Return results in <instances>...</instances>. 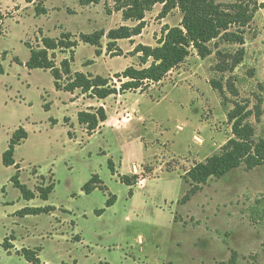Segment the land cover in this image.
Instances as JSON below:
<instances>
[{"label":"rangeland","instance_id":"1","mask_svg":"<svg viewBox=\"0 0 264 264\" xmlns=\"http://www.w3.org/2000/svg\"><path fill=\"white\" fill-rule=\"evenodd\" d=\"M33 1L0 0L5 16L0 37L4 68L0 75V264H30L23 248L38 251L39 264H264V165L248 169L243 162L225 177L209 179L185 204L180 202L191 189L184 175L220 152L233 137L228 111L243 106L246 123L255 133L252 140L264 139V8L245 29L244 46L220 43L216 48L212 42L213 54L205 60L193 52L161 84L144 87L147 92L107 100L109 114L115 117L112 125L118 118L123 120L122 107L134 109L133 118L124 129L107 126L89 136L76 114L75 126L64 118L91 110L100 101L78 90L73 112L69 94L56 90L50 71L26 67L27 44L37 48L44 36L60 38L63 33L72 34L73 41L81 33L107 35L136 23L124 21L114 0L83 8L79 0ZM38 4L45 5L47 15L37 13ZM161 9L156 5L146 14L141 37L117 42L122 53L107 51L105 36L101 59L96 47L80 42L73 50L51 52L56 66L69 59L75 71L109 77L120 88L115 75L129 66H142L133 52L136 46L157 47L165 25L180 24L179 10L164 20L159 18ZM240 48L244 49L242 63L233 72L219 73L215 66L223 58L217 51L234 55ZM117 52L122 55L114 57ZM178 71L197 77L180 81ZM211 80L220 82L223 92L212 89ZM66 83L64 77L61 84ZM20 127L28 133L14 156L20 181L31 190L54 183L48 201L24 200L11 182L15 167L2 163L9 135ZM202 139L203 145L198 143ZM109 160L119 174L137 177L133 187L113 175ZM94 175L106 190L86 194L83 186ZM146 178L143 186L138 185ZM111 195L116 202L107 207ZM27 207L56 210L25 217L16 214ZM100 210L104 212L98 215ZM10 236L15 248L8 252L3 243Z\"/></svg>","mask_w":264,"mask_h":264},{"label":"trees","instance_id":"2","mask_svg":"<svg viewBox=\"0 0 264 264\" xmlns=\"http://www.w3.org/2000/svg\"><path fill=\"white\" fill-rule=\"evenodd\" d=\"M104 0H79L81 5H98ZM115 10L121 12L124 21L136 23L134 27L121 26L112 29L106 35L99 31L93 34H80L79 40H72L70 33H64L60 39L44 37L42 46L37 48L27 44L30 49V59L26 66L30 70L41 69L51 72L55 79V87L58 91L74 93L80 90L83 94H89L98 100H105L110 96L124 94L130 91L144 90L150 83H160L166 76L189 58L193 52L205 60L213 54L211 43L215 42L216 48L220 43L229 45H245V29L253 21L256 13L264 8L258 0H234L231 4H222L216 0H114ZM156 5H161L159 14L160 19L167 18L174 10H179L182 14V20L178 26L170 27L165 25L163 36L158 46L152 47L143 44L136 46L133 51L135 55L140 54L141 68L130 66L123 72L117 73L115 79L120 82V88L113 84V79L102 76H88L77 72L72 76L71 60H63L60 68L56 66L53 55L50 52L56 50H73L79 46V43L89 44L96 47V55L100 56L102 51V40L106 36L108 39L107 51L117 50L119 40H131L140 36L145 29L146 14ZM37 13L43 14L46 10L38 4ZM5 16L0 11V37L3 35L2 25ZM122 53L121 50L118 51ZM117 52V53H118ZM116 54L119 57L122 54ZM217 56L223 58L215 69L219 73L233 72L238 65L242 63L244 49L240 48L234 55L217 51ZM230 57V61L227 59ZM73 58V55H72ZM17 62L18 59L16 60ZM149 64V65H148ZM148 65V66H147ZM0 74H3V68L0 63ZM66 77L67 83L61 84ZM212 89L223 92V86L216 80L210 81ZM248 114L241 105L228 111L227 118L232 124V136L221 151L208 157L204 162L196 164L183 177L184 181L189 182L191 189L180 201L188 202L193 195L200 189L201 185L206 184L209 179L223 178L231 171L239 168L243 162L248 169L264 165V139L258 142L252 140L255 135L250 124L246 123ZM108 120V115L104 107L92 108L91 111H82L78 115V121L85 126L88 133L92 135L100 126ZM28 138V133L20 127L12 135L8 149L3 153L2 163L6 167L14 166L15 150L18 145ZM109 167L113 173L114 165L109 161ZM134 178L128 176L120 177L123 184L132 186ZM15 188L19 189L24 200L30 201L36 197L35 192L31 191L20 181V167L16 165V173L11 178ZM102 182L97 175L93 176L84 186L83 191L86 194L92 193ZM54 189V184L47 187L38 186L37 192L42 200H48ZM116 202L115 196H110L106 202L107 207H112ZM52 211L51 207L46 208H25L17 213L21 217L28 215H40ZM104 210L97 213L102 214ZM11 237L6 238L3 246L9 251L13 248L10 244ZM22 255L31 264H39L37 251L22 249ZM99 264H109L101 262Z\"/></svg>","mask_w":264,"mask_h":264},{"label":"crops","instance_id":"3","mask_svg":"<svg viewBox=\"0 0 264 264\" xmlns=\"http://www.w3.org/2000/svg\"><path fill=\"white\" fill-rule=\"evenodd\" d=\"M46 1V0H45ZM73 1V0H72ZM34 2H35V0L32 2V4H34ZM79 5H81L80 4V2H79ZM85 6H89V5H85ZM84 5H81L80 7L81 8H83V7H85ZM45 10H46V12L45 13H43V14H40V15H47L48 14V9L45 7V5L44 6H42ZM54 10H55V8H54ZM175 11V10H174ZM1 13H2V11H1ZM164 20H168V17L167 18H165ZM182 20V19H181ZM167 22V21H166ZM3 25H4V22H3ZM3 25H2V31H3ZM166 25H168V24H166ZM170 26V25H169ZM178 26V25H177ZM170 27H175V26H170ZM3 34H4V32H3ZM64 34V33H63ZM82 34V33H81ZM85 34V33H84ZM62 35V34H61ZM72 35V34H71ZM3 36V35H2ZM73 36V35H72ZM44 37H47V36H44ZM43 37V38H44ZM61 37V36H60ZM138 37V36H137ZM137 37H134L133 39H136ZM139 37H141V35L139 36ZM42 38V39H43ZM50 38V37H49ZM52 39H60V38H52ZM132 40V39H131ZM41 43H42V40H41ZM86 45H89V44H86ZM91 46V45H90ZM103 49V48H102ZM102 49H101V51H102ZM57 51V50H56ZM55 51V52H56ZM103 53V52H102ZM102 53H101V55L100 56H97L98 58L97 59H99V57H100V59H101V56H103V55H105V53H103V55H102ZM195 53V52H194ZM50 54H51V52H50ZM95 54H96V50H95ZM140 54H138V57H140L139 56ZM193 55V54H192ZM191 55V56H192ZM191 56L189 57V58H187V60H189L190 58H191ZM6 58V54H4L3 56H2V60H4ZM103 58V57H102ZM29 59H30V57H29ZM29 59L25 62V64H27V62L29 61ZM17 60V58H15V61ZM66 60V59H65ZM69 60V59H68ZM187 60L185 61V62H187ZM19 61V60H18ZM17 62V61H16ZM185 62L183 63V64H185ZM0 63H1V65H2V62H1V60H0ZM183 64H181V65H183ZM180 65V66H181ZM179 66V67H180ZM27 67V66H26ZM130 67V66H129ZM134 67V66H133ZM2 68H3V65H2ZM28 68V67H27ZM60 68V67H59ZM128 68V67H127ZM136 68V67H135ZM29 69V68H28ZM126 69V68H125ZM177 69V68H176ZM71 71H72V76L73 75H75V73H77V71H75L74 69H73V67L71 68ZM175 70H173V71H171L168 75H170L171 73H173ZM181 71H178L177 73L179 74V76H178V80H180V81H185V82H188L189 80H194L197 76L195 75V74H191L190 72L188 73H186L185 74V72L184 73H180ZM3 73H4V68H3ZM80 73H83V72H80ZM121 73V72H120ZM84 74H86V75H88V76H92V75H89L90 73H84ZM1 75V74H0ZM96 76H101V75H98V74H96L95 73V76H92V77H96ZM102 77H104V76H102ZM66 78V77H65ZM104 78H109V77H104ZM109 79H111V78H109ZM204 80L206 81V83L207 84H209L208 83V80H206V78H204ZM164 81V80H163ZM163 81H161L160 83H154V84H161ZM56 88V87H55ZM117 88H118V86H117ZM119 89V88H118ZM57 90V89H56ZM58 91V90H57ZM78 90H76L74 93H71V92H65V91H61V92H65V93H67V94H69V98H70V108L71 109H73V112H74V110H75V108H76V103L78 102V101H75V100H73L74 99V97H75V95H76V92H77ZM136 91H140L141 93H145V92H147V91H141V90H136ZM130 92H134V91H130ZM128 92H126V93H124V94H117V95H113V96H110V97H108L107 99H105V100H99L100 101V103L97 105V106H95V107H93V108H99V107H104V109L106 110V112H107V115H108V120L106 121V122H104V123H101L100 124V126H99V128L93 133V134H96L97 132H99L102 128H104V127H107V126H111V127H113V128H116V129H124V128H126L127 126H128V124L131 122V120H132V118H133V112L135 111L134 109H129L128 107H122L121 108V112H120V114L119 115H121L122 117H123V120H120L119 118L117 119V122L118 123H121V124H119V126H118V123L117 124H113L112 125V121L113 120H115V117L114 116H110V114H109V111H108V108H107V100H109V99H115L116 100V98H117V100L119 99V100H122L124 97H125V95L127 94ZM83 94V93H82ZM83 95H87V94H83ZM80 100V99H79ZM48 104L49 103H46L45 105H44V107L46 108V109H49L50 108V106L48 107ZM123 105V104H122ZM121 105V106H122ZM92 109V108H91ZM119 109V108H118ZM88 111H91V110H88ZM123 111L126 113V117L123 115ZM130 111V112H129ZM82 112V111H81ZM79 113H80V111H78V112H75L74 113V115L71 117V116H69V115H67V116H65V118H64V121L65 120H70V122L72 123L71 125H74L75 126V120H74V117H75V114L77 115V120H78V115H79ZM54 120V119H53ZM124 121H126V123L124 122ZM66 123V122H65ZM55 124V123H54ZM67 124V123H66ZM78 124L79 125H81L80 123H79V121H78ZM67 125H69V124H67ZM70 126V125H69ZM73 126V127H74ZM81 126H83V125H81ZM71 127V126H70ZM85 127V126H84ZM86 128V127H85ZM26 131V130H25ZM72 131V130H71ZM86 131H87V129H86ZM27 132V131H26ZM14 134V132L11 134V135H9V140H8V143L10 142V139H11V137H12V135ZM93 134L92 135H90L89 134V136H93ZM71 135V133L69 132V136ZM71 137V136H70ZM195 138H196V136H195ZM28 139V138H27ZM26 139V140H27ZM203 139L202 140H199V142L198 143H201L202 145H203ZM23 143V142H22ZM21 143V144H22ZM224 144H222V146H223ZM221 146V147H222ZM9 147V146H8ZM8 147L6 148V150L8 149ZM5 150V151H6ZM16 151V150H15ZM15 156V155H14ZM210 157V156H209ZM208 158V157H207ZM206 158V159H207ZM15 159V158H14ZM205 159V160H206ZM204 160V161H205ZM109 161H112V160H109ZM204 161H200V162H204ZM199 162V163H200ZM15 163H16V161H15ZM112 163H113V165H114V162L112 161ZM196 164H198V163H196ZM195 164V165H196ZM16 165H18L17 163L14 165V166H10V167H15V169H16ZM19 166V165H18ZM20 167V166H19ZM133 167H134V170L135 171H137V166H136V164H134L133 165ZM114 171H115V173H113V175H118V177H119V179H120V177H122V176H128V175H122V174H119V172L114 168ZM16 173V172H15ZM15 175V174H14ZM186 175V174H185ZM184 175V176H185ZM20 176H21V169H20ZM95 176V175H94ZM98 176V175H97ZM99 177V176H98ZM129 177V176H128ZM100 179V178H99ZM146 180H147V178L146 179H144L143 181H140V183L138 184V185H140V186H143L145 183H146ZM100 181L102 182V180L100 179ZM121 181V180H120ZM12 182V181H11ZM51 184H54V183H52V182H50L47 186H49V185H51ZM25 185V184H24ZM40 186H44V185H40ZM47 186H44V187H47ZM99 186H102L103 187V189H101L100 187L99 188H97V189H100V190H106V187L104 186V184H103V182L99 185ZM134 186V184L132 185V186H130V187H133ZM54 187H55V184H54ZM31 190V189H30ZM96 190V189H95ZM31 191H33V192H35V194H36V197L35 198H37V197H39L40 198V195H39V193L37 192V190L34 188V190H31ZM53 191H54V189H53ZM52 191V192H53ZM52 194V193H51ZM51 194H50V196H51ZM91 194V193H90ZM130 195H133V189H131V191H130ZM111 196H114V195H111ZM116 197V196H115ZM34 198V199H35ZM33 199V200H34ZM41 199V198H40ZM49 199H50V197H49ZM48 199V200H49ZM42 200V199H41ZM48 200H46V201H48ZM31 201V200H30ZM43 201H45V200H43ZM27 208H29V207H27ZM38 208H46V207H38ZM52 208V211H50L49 213H51V212H53V211H55L56 210V208H54V207H51ZM25 209V208H24ZM23 210V209H22ZM21 211V210H20ZM19 212V211H18ZM17 212V213H18ZM98 212V211H97ZM96 212V213H97ZM104 212V211H103ZM16 213V214H17ZM49 213H44V214H49ZM98 214V213H97ZM98 215H101V214H98ZM19 216V215H18ZM11 237V239L13 240V237L12 236H10ZM9 238V237H8ZM6 240V239H5ZM12 240L10 241V244L13 246V248H15V245L13 244V243H11L12 242ZM4 244V243H3ZM12 248V249H13ZM12 249H10V250H12ZM23 249H26V248H23ZM10 250L8 251V252H10ZM30 250V249H29ZM22 251V250H21ZM33 251V250H32ZM38 252V251H37ZM37 257L39 258V255H37ZM39 261H40V259H39ZM99 263H101V262H99ZM98 263V264H99ZM108 263V262H107ZM31 264V263H30ZM73 264H76V263H73Z\"/></svg>","mask_w":264,"mask_h":264}]
</instances>
